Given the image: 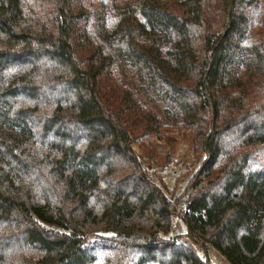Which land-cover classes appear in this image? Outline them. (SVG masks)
Instances as JSON below:
<instances>
[{
    "label": "trees",
    "instance_id": "trees-1",
    "mask_svg": "<svg viewBox=\"0 0 264 264\" xmlns=\"http://www.w3.org/2000/svg\"><path fill=\"white\" fill-rule=\"evenodd\" d=\"M96 1L0 0V264H209L205 246L264 264L259 0H136L99 20ZM122 62L193 135L201 161L176 198L131 149L109 84Z\"/></svg>",
    "mask_w": 264,
    "mask_h": 264
},
{
    "label": "rangeland",
    "instance_id": "rangeland-1",
    "mask_svg": "<svg viewBox=\"0 0 264 264\" xmlns=\"http://www.w3.org/2000/svg\"><path fill=\"white\" fill-rule=\"evenodd\" d=\"M136 0H97L96 10L98 20L104 11H123L125 7ZM260 2V18L264 22V0ZM159 38V36L157 37ZM122 86L109 81L112 95L115 96L119 108L126 112L133 123L131 134V149L141 164L146 177L158 186L168 198L180 195L185 188L186 179L195 170L199 162L193 156V135L184 129L177 128L180 119L175 110L160 99L142 80L135 67L128 62H122L119 67ZM230 78L246 83L251 78V69L236 68L229 74ZM124 87L134 92L147 112L141 111L135 105L132 95ZM150 123L149 132L142 133L143 126ZM2 134L16 137L15 129H4ZM202 158V156H201ZM185 225L181 218L174 221L172 238L185 242ZM202 260L209 264H227L221 256L210 247H195Z\"/></svg>",
    "mask_w": 264,
    "mask_h": 264
}]
</instances>
